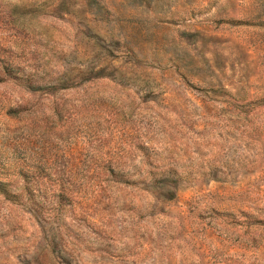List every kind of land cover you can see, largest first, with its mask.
Instances as JSON below:
<instances>
[{"label":"rangeland","instance_id":"374dc122","mask_svg":"<svg viewBox=\"0 0 264 264\" xmlns=\"http://www.w3.org/2000/svg\"><path fill=\"white\" fill-rule=\"evenodd\" d=\"M0 264H264V0H0Z\"/></svg>","mask_w":264,"mask_h":264}]
</instances>
